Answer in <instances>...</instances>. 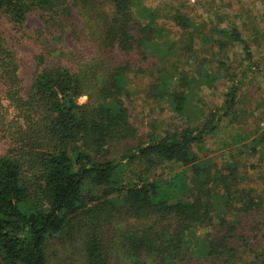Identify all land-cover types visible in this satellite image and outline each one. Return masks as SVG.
I'll use <instances>...</instances> for the list:
<instances>
[{"label":"trees","instance_id":"trees-1","mask_svg":"<svg viewBox=\"0 0 264 264\" xmlns=\"http://www.w3.org/2000/svg\"><path fill=\"white\" fill-rule=\"evenodd\" d=\"M0 16L23 35L31 16L41 23L26 89L0 31V264H54L53 242L83 264H264V235H248L264 224V187L232 154L222 166L201 158L216 114L189 120L195 89L220 78L196 61L193 19L170 0H0ZM216 32L222 49L239 43L256 64L238 30ZM66 35L75 69L49 62L64 54ZM181 57L195 59L191 75ZM148 102L185 121L142 134L131 109ZM247 137L264 156V131Z\"/></svg>","mask_w":264,"mask_h":264},{"label":"rangeland","instance_id":"rangeland-1","mask_svg":"<svg viewBox=\"0 0 264 264\" xmlns=\"http://www.w3.org/2000/svg\"><path fill=\"white\" fill-rule=\"evenodd\" d=\"M154 1L156 3L167 0ZM170 1L200 26L202 34L209 36L203 37L202 34H199L195 38L193 45L196 48V61L203 62L205 63V65L202 64L203 67L220 73V78L214 80L212 85L205 84L195 89L196 94L192 105L189 107L191 112L189 120L191 123L204 120L211 112L216 114L215 118L218 121L216 129L205 136L204 146L202 150H199V154L202 159H212L218 166L226 163L230 159V154H232L233 159L238 160L242 167L243 165L246 166L240 168L241 172L248 169L245 172H248L251 176L256 175L259 179L257 183L263 188V176H258V174L264 173V156L260 153L261 148L259 147L256 151L251 150L250 139L247 136H257L264 131V0ZM168 9L170 8L168 7ZM168 24L171 25L170 22ZM40 25V21L35 16H31L27 22L28 35H23L15 31L9 22L0 16V31L17 54L24 89L29 86L31 81L34 67L33 58L41 50V46L37 41L40 38H37L33 30ZM171 26L173 27V25ZM215 29L238 30L241 36L248 40V47L256 64L249 66L248 61L245 59L244 50L239 43L230 44L229 42L222 49L215 40L218 38ZM170 30L173 35L176 34L177 29L175 27ZM62 46L64 54L60 56L55 54V57L50 59L49 62L51 64L61 63L66 67L75 69L76 62L72 55L78 50L77 45L71 41L69 35H66ZM175 59L170 58L172 61H175ZM181 61L182 63L177 62L179 70L185 69L191 75L195 68V59L181 57ZM233 72L238 75L237 79L230 78ZM234 81L240 82H238L240 88L236 93L237 107L230 112V109H226L225 103L230 86ZM139 82L137 81L138 84ZM141 100L140 98L137 104ZM78 101L80 103L84 102L85 96H81ZM131 114L132 120L142 134L148 131L150 123L162 128V125H174L175 123H183L181 120L185 121V117L180 119L164 102H148L137 105L136 109H131ZM235 139L241 140V143H239L241 146L245 145L242 148L244 152L240 153L235 148L239 145L234 146L233 140ZM7 147V141L0 137V154L4 153ZM250 166L254 168H249ZM163 168L165 169V167ZM133 170L139 172L142 170V166L136 165ZM157 171H160V168ZM255 182L256 179L253 183ZM106 233L111 235L109 230ZM254 234L258 236V239L263 238L264 224L256 228L254 232H248L250 236ZM55 243L53 242L54 245L51 243L48 249L52 254V249L55 248L54 264H59V259L64 255L72 257L67 258L68 264H83L77 255H71V251L66 246L55 245ZM253 243H259V241L254 240ZM194 264L219 263L200 259L195 261Z\"/></svg>","mask_w":264,"mask_h":264}]
</instances>
